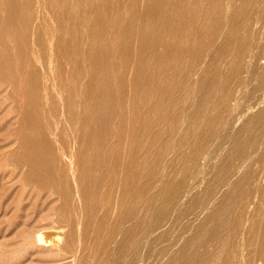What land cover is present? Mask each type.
Returning a JSON list of instances; mask_svg holds the SVG:
<instances>
[{"label": "bare ground", "instance_id": "6f19581e", "mask_svg": "<svg viewBox=\"0 0 264 264\" xmlns=\"http://www.w3.org/2000/svg\"><path fill=\"white\" fill-rule=\"evenodd\" d=\"M40 5L0 0V94L9 99L2 114L12 118L2 146L21 182L12 206L28 183L36 195L45 189L38 217L30 221L35 225L60 201L49 219L77 232L71 250L65 244L70 264L83 262L80 235L100 246L95 264L122 258L143 264L167 223L200 207L175 239L171 228L165 230L173 242L155 252L157 264H264V69L247 92V77L264 56V0H43L50 31L35 25ZM23 63L29 66L24 73ZM65 64L67 92L51 91L56 78L62 85ZM249 92L255 99L247 102ZM48 98L70 127L79 123L67 147L58 123L41 120ZM184 102L190 112L166 154L170 140L161 145L164 138L150 132L171 130ZM106 135L118 137L114 152L105 148ZM211 159L219 166L206 178ZM13 173L1 179L10 182ZM18 231L25 235L24 228ZM29 237L33 251L50 253L40 260L52 264L57 238L42 228Z\"/></svg>", "mask_w": 264, "mask_h": 264}, {"label": "rangeland", "instance_id": "374dc122", "mask_svg": "<svg viewBox=\"0 0 264 264\" xmlns=\"http://www.w3.org/2000/svg\"><path fill=\"white\" fill-rule=\"evenodd\" d=\"M40 2H41L40 12L38 15V19L35 22V25L37 27L39 25V28L41 29V31L42 30L50 31V28L52 26V23L50 21V17L47 15L45 16L44 13L46 12V9L43 5V0H40ZM34 4H35V1H34ZM33 6H35V5H33ZM75 9L77 10V9H79V7L75 8ZM78 14H79V12H78ZM32 19H33V16H32ZM222 21H223V18H222ZM31 24H30V27H31ZM54 24H55V21H54ZM78 28H79V26H78ZM81 29H82V27H81ZM220 31H221V26H219V28L217 27L216 31L212 35L210 42H209V46L217 38ZM56 35H57V29L55 30V37H56ZM42 36L44 37V35H42ZM263 43H264V26L261 28V45ZM25 44H26V50H31V43L28 39H27ZM205 51H206V48L203 50L202 55L197 58L196 65L194 67L195 69L199 67V64L202 60V57H203ZM257 52H258V50H257ZM42 53H43V49L40 51V54H42ZM259 58L261 59L259 61V63L256 65H253V67H252V70H255V72L254 73L250 72V74L247 77L248 82H250L248 84L247 92L250 90L252 85H254L258 82V78L260 76V73L262 76L263 69H264V56H261ZM42 59H43V62L45 63L44 56H42ZM68 67L69 66L66 65V68L64 69V71H62L63 72V74H61V77L63 79V80H61L62 85L60 83V79L56 78L58 80V85L54 86V88L52 87L51 91H54L58 87V89H62L63 94H65L67 92L66 89H68L69 85L71 84V79L69 78V75L67 76ZM28 68H29L28 64L23 63L22 66L19 68V71L24 73V72L28 71ZM44 74H46V72ZM3 80H4L3 77L0 76V90L5 87V81H3ZM81 80H82V77H80L75 83L76 92H79V90H80L79 89L80 88L79 83ZM48 83H51V82L48 81ZM192 83H194V78H192V80H191V84ZM23 85H24V79H23ZM51 86L52 85H50L49 87H51ZM72 89H73V87H72ZM50 94H51V92H50ZM254 99H255L254 94L250 93V92L246 98H243V100H245L247 102L253 101ZM8 101H9V99H5L3 97V95L0 94V264H6V263L7 264H14V263H17V264H46L44 261L40 260L42 258L40 256H46L49 258L50 253L44 254L41 252L33 251L34 247H32V238L29 237L33 233H38V230L40 228L44 229L45 231L46 230L50 231L51 232V238H57V241H55V243L57 242L58 245L54 244V247L56 246L57 248L55 250H53V252L51 253V257H50V260L53 261L52 264H70V261H71V257L69 256L70 252L67 251L68 247L65 248V244L69 243L70 247L68 250H71V246H73V244H75L77 232L75 231L73 225L72 226L66 225L64 227L61 226L60 228H58L60 226V224L63 225L64 223H59L57 221V219H54V220L49 219L50 214H51L50 218H53L56 216L54 213V208L59 206L60 201L56 202L55 205H52L53 207L50 211L49 210L43 211L42 212L43 218L42 219L40 218L41 221L40 220L37 221V224H35V225H34L35 222L32 225L30 223V221H31L33 216L38 217V213L40 212L39 206H40L41 202H43V199H44L41 196H43V197L46 196V193H44L45 189L43 190V193L41 192L43 195H39V194L36 195L35 191L30 192V190H31L30 188L33 187V184L28 183L27 185H25L26 186V188H24L25 190L22 191L23 192L21 195L22 197L18 198L17 204L14 203L15 205L12 206L13 205L12 201L16 202L15 198L19 197L18 194H20L19 190H20L21 182H20V179H18L16 177V171L18 168H15L16 165L13 167V165L11 164V162L9 160V156L7 155L8 154L7 150L6 151L3 150L5 148V145L2 146V144L5 142L4 139L2 140V138H4L5 134H6V136L8 135L6 132H9V131H5L4 127L7 126L12 119V118L9 119V113H7L6 115L2 114L6 110L5 107H7V106L9 107ZM17 102H18V104H20L22 102V99H21L20 95H18V94H17ZM17 102L15 101V105H18ZM51 102H52V99L48 98L46 106H44L43 108L41 107L42 108L40 111L41 120H44V117H45V119L49 120L50 122L56 121L58 123L57 130L61 134L60 140L63 142V145H65L67 147L68 143L70 142L69 139L71 138V136L73 134L79 132V130L77 129V126L79 123L75 122V123H73V126L70 127L69 122L65 121V118H61V116H60V106L58 104H56L53 108L49 105ZM243 104H244V102H243ZM48 107H49V109H48ZM50 107H51V109H50ZM190 107H189V104L187 102H184L183 104L180 105V107H177V117L175 118L176 122H175V120L171 121V125H173L171 130H168V129L167 130H161V129H152L151 130L150 135H149L150 137L154 134H158V135L162 136V138H164L162 141H160L161 145L166 140L167 141L170 140V146H169V149L168 148L166 149V154L170 153V150L172 148L171 147L172 141L178 136V131H179V128L181 126V121L185 116H187L189 114ZM15 119H16L15 124L17 125V123H16L17 118H15ZM168 121H170V118H167L166 120L163 121V123H164L163 126H167ZM10 130H11V128H10ZM11 134H12V131H11ZM105 137L107 138V141H105V144L107 146L105 148H109L110 151L112 149L111 152H114L117 149V147L115 148V146H114V142L117 141L118 137L113 136V135H111V136L106 135ZM148 146H149L148 157L151 158V156H152L151 142H148ZM156 150H158V147H157V149H155V151ZM262 151H263V149L261 150V152ZM254 157H252V158H254ZM163 160H164V157L162 158L160 164H162ZM210 163L211 164L208 165V168H207L208 173L206 175V178L211 177L219 166L217 160H215V159H211ZM20 164L21 163H17V166ZM261 165H263V163H261ZM261 165H259V167H261ZM12 168H13V171L15 173L14 180L10 181L11 183L6 181V180L3 181L1 179V177L5 173H7L9 170H11ZM159 173H160V171H159ZM158 176L159 175H157L155 177V179ZM12 182H13V184H12ZM2 183L4 184V188H6V186H8V188L5 189V192L7 191L6 193H8L11 191L9 194H12V196L11 195L8 196V194H7L8 197L6 196V194L3 191L4 188H3ZM11 185H13V186L10 188ZM34 186H35V184H34ZM99 188L101 191L107 189V194L110 193V195H108L110 198H112L114 196V192L109 188V186L101 184L99 186ZM7 189H9V191ZM17 190H18V193H17ZM34 196H36L37 198ZM6 198H8L10 200V202H7ZM35 198L36 199L40 198V200L36 201ZM33 201L36 202L35 203L36 205L34 204ZM7 203L8 204L10 203L9 204L10 207L8 206ZM191 203H192V197H189L188 199L185 200L183 210L188 209L189 205ZM5 205L7 206V208L8 207L9 208L8 209L5 208L6 207ZM28 205H29V208L27 209L26 207ZM30 206H32V207H30ZM41 206H42V204H41ZM33 208H36V209L38 208V209L36 210ZM200 208H197L195 213H192L191 215L189 214L186 217H183V214H182L176 223H174L173 220L169 221L167 223V226L162 230L163 234H160L158 236V238L156 240H154V242L152 243L153 248L155 247L156 250H152L153 251V252H151L152 255L150 254L148 256L150 258H147V256H146V259H149L148 260L149 262L145 259V262L144 263L142 262V263L143 264H147V263L157 264L160 261V259H159V256L156 255L155 252L159 251L160 248L163 246V244H168V242L169 243L173 242V238L176 237L175 235H178V233H179L178 231L181 228H183L185 226V224L187 223V218L191 217L193 219V216L199 212ZM23 220H26L27 223L22 224L21 222ZM18 227H19V229H21V228L25 229V235L24 236H20V232L18 231ZM167 228H171L173 230L172 231L173 238L171 236V238H170L171 240L167 239L168 235L165 234V230H167ZM174 232H175V234H174ZM80 237H81L80 238L81 241L85 242V246L84 245L82 246L80 253H79V256L83 258L82 264H95V258L93 256V254L95 252H96V254L99 252L100 246L95 245L94 240L92 238L87 239V237L85 235H82V236L80 235ZM110 247H111V243L109 244V249H110ZM124 261H125V258H122L116 264H126V263H124ZM105 262H106V260L104 262H102L101 264H105ZM96 264H100V263L96 261ZM108 264H115V263L111 262Z\"/></svg>", "mask_w": 264, "mask_h": 264}]
</instances>
